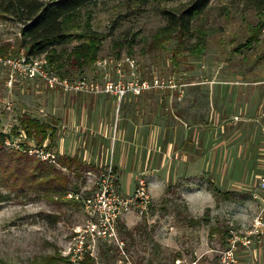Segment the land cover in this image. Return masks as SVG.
I'll use <instances>...</instances> for the list:
<instances>
[{
  "label": "rangeland",
  "instance_id": "rangeland-1",
  "mask_svg": "<svg viewBox=\"0 0 264 264\" xmlns=\"http://www.w3.org/2000/svg\"><path fill=\"white\" fill-rule=\"evenodd\" d=\"M191 2L96 0L80 10L68 24L74 33L89 27L99 35L97 58L114 52H119V57L130 56L143 78L198 75L235 79L230 85L243 93L252 110L249 118L238 122L236 127V134L249 139L246 146L250 158L248 161L238 158L246 152V148L240 147L241 154L236 156L234 166L252 177L258 172L254 171L257 160L264 159V144H260L264 135V34L251 48H244L240 53L234 49L247 40L250 27L257 25V12L252 0H213L193 24L195 29L201 28L208 33L203 55L194 56L182 51L174 59L175 41L165 44L162 50H150L148 45L152 37L165 24L160 11L181 10ZM21 26L15 18L0 15V46L9 43L8 52L17 47L14 42ZM131 40L134 42L129 45ZM83 42L73 40L66 47L71 50ZM192 43L190 41L188 47ZM83 74H88L87 69L78 73ZM20 88L23 91H11L14 110L4 109L5 75L0 71V133L7 137L5 150L9 153L18 150L16 146L32 147L20 134L11 131V127L18 124L23 109L27 114L39 117L36 111L43 107L49 115L47 121L52 123L54 104L49 93L41 87L37 88L42 90L41 93L32 91L36 87L31 83ZM256 106L258 110L254 116ZM70 134L74 139L80 136L73 131ZM257 136H260L259 140ZM55 166L69 180L67 191L60 198H47L39 191L17 193L0 187V195L11 197L0 204V264H264V234L259 238H248L250 243L246 246L241 243L253 229L252 220L259 212L258 204L249 192L214 193V199L208 205L192 200L188 204L184 197L190 196V191L199 188L215 191L205 176L201 181L192 182L194 186L181 181L167 187L160 199H151L143 216L131 213L129 218L119 222L117 239L120 246L114 242L96 241L93 249L82 255L81 261L72 263L70 249L75 242L74 231L83 225L85 216L81 206L66 200L65 195L73 192L87 197L93 191L87 190V164L81 170L73 167L74 172H68L58 164Z\"/></svg>",
  "mask_w": 264,
  "mask_h": 264
},
{
  "label": "crops",
  "instance_id": "crops-1",
  "mask_svg": "<svg viewBox=\"0 0 264 264\" xmlns=\"http://www.w3.org/2000/svg\"><path fill=\"white\" fill-rule=\"evenodd\" d=\"M92 72L88 71L89 74ZM171 79L175 88L151 91L137 97L128 95L120 104L108 96L70 95L42 88L49 93L54 104L52 123L47 121L49 115L43 107L36 111L39 117L27 114L23 109L20 118L29 115L55 127V143L51 145L46 140L43 144L48 148L51 145L60 155L78 157L87 164V172L93 175L102 171L112 153L115 184L123 193L133 191L140 175L148 181L152 200L160 199L169 186L181 181L194 186L192 182L201 181L205 176L215 191L212 193L203 188L190 191V196L184 197L188 204L195 201L208 205L214 199V193L249 192L260 208V198L253 197L258 193L257 179L264 174V159L257 160L254 171L258 172L252 177L234 166L236 156L241 154L240 147L246 148V152L238 158L244 161L250 158L246 146L249 139L236 134V127L238 122L249 118L252 110L243 93L230 85L235 79L198 75ZM20 86L16 83L13 89L23 91ZM7 100L13 111L14 95H8L6 87L4 109ZM253 110L255 116L258 106ZM234 117L241 119L233 121ZM15 127L20 137L29 145H35L19 128V122L11 127V131ZM72 131L80 136L72 138ZM259 138L257 136V140ZM260 144H264V135ZM236 179L240 180L236 182Z\"/></svg>",
  "mask_w": 264,
  "mask_h": 264
},
{
  "label": "trees",
  "instance_id": "trees-1",
  "mask_svg": "<svg viewBox=\"0 0 264 264\" xmlns=\"http://www.w3.org/2000/svg\"><path fill=\"white\" fill-rule=\"evenodd\" d=\"M96 0H0V15H9L22 26L20 38L15 39L17 47L14 51L23 49L27 56L44 55L49 67L60 76L78 78L88 76L93 63L98 59L99 35L89 27L86 31L72 32L68 22L80 10L88 7ZM174 2L176 0H161ZM213 0H192L181 10H161L165 24L152 37L148 45L150 50H162L165 44L175 41L173 51L175 59L182 51H188L194 56H201L206 51L208 33L195 29L194 22L208 9ZM258 15L257 25L250 27L247 40L239 45L234 52L240 53L244 48L249 49L258 43L264 30V0H252ZM197 33V35H195ZM73 40L84 42L69 50L66 46ZM190 41L192 45L188 47ZM132 44L134 41H130ZM9 43L0 46V54L8 52ZM12 50V49H11ZM119 57V52H114ZM177 65V61L174 62ZM88 74L78 75L81 71ZM77 74V75H76ZM91 74V73H90ZM19 128L23 130L27 139L33 140L36 146H41L46 140L53 145L57 140V129L52 125L41 122L29 115L19 119ZM18 128H13L17 131ZM6 135L0 133V187L24 193V191H39L45 197L60 198L68 188L69 180L56 169L55 165L32 159L23 153L22 146L11 153L5 150ZM51 145L49 148L51 149ZM58 166L68 172L81 170L85 164L76 156L62 155L58 159ZM72 170V171H71ZM9 194L0 195V204L10 200ZM90 260V258L88 257Z\"/></svg>",
  "mask_w": 264,
  "mask_h": 264
},
{
  "label": "built area",
  "instance_id": "built-area-1",
  "mask_svg": "<svg viewBox=\"0 0 264 264\" xmlns=\"http://www.w3.org/2000/svg\"><path fill=\"white\" fill-rule=\"evenodd\" d=\"M264 34V30H263ZM20 31L17 38H20ZM92 74L85 77L68 78L52 71L44 55L37 57L27 56L23 49L14 51L13 48L6 54H0V71L6 75L5 85L8 95L16 83L35 84L36 89L41 87L46 91L60 92L81 96H108L117 104L128 95L140 96L151 91H161L175 88L171 77L160 78L157 75L140 77L135 60L130 56L115 57L110 55L98 58L92 65ZM6 110H10V103L5 102ZM233 121H238L234 117ZM7 143V142H6ZM20 149V146H16ZM23 152L28 156L39 159L48 164L57 165L60 154L49 149L45 144L26 147ZM112 153L107 165L93 175L87 172V190L92 195L83 196L81 193L68 192L66 200L81 206L85 220L82 226L75 229V242L70 249V260L78 263L82 255L93 249L96 241L117 243V224L131 213L143 216L150 207L151 196L147 179L140 175L136 178L131 193H123L115 184ZM96 180V181H95ZM258 193L254 199L260 198L261 206L258 214L252 220V230L242 240V245L250 243V237L259 238L264 234V174L256 182Z\"/></svg>",
  "mask_w": 264,
  "mask_h": 264
}]
</instances>
